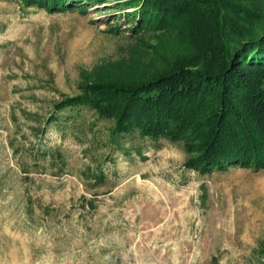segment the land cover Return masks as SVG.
<instances>
[{
    "label": "rangeland",
    "instance_id": "1",
    "mask_svg": "<svg viewBox=\"0 0 264 264\" xmlns=\"http://www.w3.org/2000/svg\"><path fill=\"white\" fill-rule=\"evenodd\" d=\"M62 1L0 0V264H264V168L189 169L185 141L59 111L182 69V28L141 29L140 0Z\"/></svg>",
    "mask_w": 264,
    "mask_h": 264
},
{
    "label": "trees",
    "instance_id": "2",
    "mask_svg": "<svg viewBox=\"0 0 264 264\" xmlns=\"http://www.w3.org/2000/svg\"><path fill=\"white\" fill-rule=\"evenodd\" d=\"M137 2L141 29L181 27L193 54L174 73L85 87L59 111L85 106L112 118L114 141L135 129L155 140L185 141L193 154L189 169L264 168V0Z\"/></svg>",
    "mask_w": 264,
    "mask_h": 264
}]
</instances>
